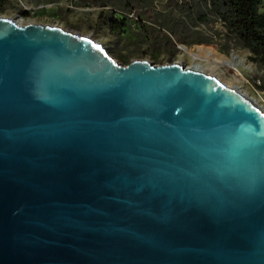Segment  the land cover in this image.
<instances>
[{
	"label": "water",
	"instance_id": "1",
	"mask_svg": "<svg viewBox=\"0 0 264 264\" xmlns=\"http://www.w3.org/2000/svg\"><path fill=\"white\" fill-rule=\"evenodd\" d=\"M0 264H264L263 108L0 16Z\"/></svg>",
	"mask_w": 264,
	"mask_h": 264
},
{
	"label": "rangeland",
	"instance_id": "2",
	"mask_svg": "<svg viewBox=\"0 0 264 264\" xmlns=\"http://www.w3.org/2000/svg\"><path fill=\"white\" fill-rule=\"evenodd\" d=\"M118 1L117 6L108 0L98 4L87 2L89 5L80 4L82 0H8L7 4L0 2V16L12 17L23 25L40 23L61 26L83 35H91L122 65H128L136 59H148L156 65L180 63L193 67L195 60L180 45L207 56L235 58L243 73L241 80L236 81L231 73L225 75L219 72L214 75H223L226 84L237 86L250 98L264 105V65L242 45L219 15L211 10L209 0ZM124 3H129L131 8L134 5V8L126 9ZM115 10L135 12L138 20L134 27H128L129 33H114L106 25L95 28L101 12L112 13ZM259 11L264 13V0ZM168 18L177 19L182 26L176 32L172 31L173 34L167 26ZM150 29H154L153 33L149 32ZM164 32L169 34L176 50L163 48L156 58L151 53L150 45L153 41L159 44ZM177 32L183 37L178 38L174 34Z\"/></svg>",
	"mask_w": 264,
	"mask_h": 264
},
{
	"label": "trees",
	"instance_id": "3",
	"mask_svg": "<svg viewBox=\"0 0 264 264\" xmlns=\"http://www.w3.org/2000/svg\"><path fill=\"white\" fill-rule=\"evenodd\" d=\"M107 0H82L80 4L89 5L88 3L98 4ZM113 5H117L119 1L108 0ZM211 10H213L219 17L225 22L230 31L238 38L243 46L248 48L253 55L258 58L264 65V13L259 11L262 0H209ZM2 3H8V0H0ZM88 2V3H87ZM129 3H124V7L127 9H133L129 7ZM201 17V16H200ZM128 18L123 10H115V12H101L98 15L97 29L101 25H106L111 31L117 34L129 33L128 31ZM145 27L146 24H144ZM167 26L172 31L176 32L182 26L175 18H168ZM73 28H75L73 26ZM154 29H150L149 32L153 33ZM162 41L158 44L153 41L150 45L151 53L154 57L158 58V54L161 49L176 50V45L170 38L167 32L163 33ZM178 38H182L181 33H174ZM186 44V43H185Z\"/></svg>",
	"mask_w": 264,
	"mask_h": 264
},
{
	"label": "bare ground",
	"instance_id": "4",
	"mask_svg": "<svg viewBox=\"0 0 264 264\" xmlns=\"http://www.w3.org/2000/svg\"><path fill=\"white\" fill-rule=\"evenodd\" d=\"M181 49L184 50L185 52H187L194 60H195V64L193 65V67H191L192 69H197L199 71L208 73V74H213L214 73H224L225 75L227 73H231L234 77L236 81L241 80V78L243 77V73L242 70L239 67V63L235 60V58H221V57H214L212 55H204L202 53L196 52L194 50H192L191 48L185 46V45H180ZM206 62V63H205ZM216 76V75H214ZM218 76V77H217ZM216 77L222 81L224 84L225 83V78L223 77V75H217ZM224 79V80H223ZM227 86H230L228 84H226ZM236 90H238L240 93L246 95L244 92H242V90L240 88H238L237 86H230ZM248 96V95H246ZM249 97V96H248ZM250 98V97H249ZM252 99V98H250ZM254 100L259 106H261L264 110V105L260 104L258 101Z\"/></svg>",
	"mask_w": 264,
	"mask_h": 264
},
{
	"label": "built area",
	"instance_id": "5",
	"mask_svg": "<svg viewBox=\"0 0 264 264\" xmlns=\"http://www.w3.org/2000/svg\"><path fill=\"white\" fill-rule=\"evenodd\" d=\"M77 1V0H74ZM43 6H48V5H42ZM34 14V13H32ZM126 17L128 18V27H134L136 20H138L137 16L135 15V12H125Z\"/></svg>",
	"mask_w": 264,
	"mask_h": 264
}]
</instances>
